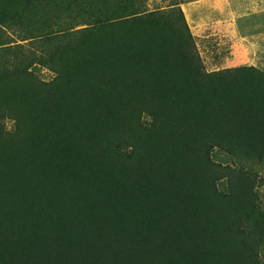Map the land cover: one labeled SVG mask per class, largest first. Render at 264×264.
I'll list each match as a JSON object with an SVG mask.
<instances>
[{
    "label": "trees",
    "instance_id": "trees-1",
    "mask_svg": "<svg viewBox=\"0 0 264 264\" xmlns=\"http://www.w3.org/2000/svg\"><path fill=\"white\" fill-rule=\"evenodd\" d=\"M145 1L0 0V264H264V70Z\"/></svg>",
    "mask_w": 264,
    "mask_h": 264
},
{
    "label": "rangeland",
    "instance_id": "rangeland-1",
    "mask_svg": "<svg viewBox=\"0 0 264 264\" xmlns=\"http://www.w3.org/2000/svg\"><path fill=\"white\" fill-rule=\"evenodd\" d=\"M173 0H146L145 6L166 8ZM185 13L206 70L255 65L264 70V0H177ZM39 77L54 73L37 67ZM11 123L9 122V126ZM218 164L236 163L230 154L214 152ZM258 201L264 211V161L255 163Z\"/></svg>",
    "mask_w": 264,
    "mask_h": 264
}]
</instances>
